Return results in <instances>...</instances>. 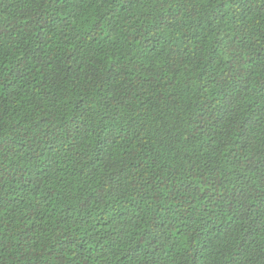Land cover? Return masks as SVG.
<instances>
[{
	"label": "trees",
	"instance_id": "16d2710c",
	"mask_svg": "<svg viewBox=\"0 0 264 264\" xmlns=\"http://www.w3.org/2000/svg\"><path fill=\"white\" fill-rule=\"evenodd\" d=\"M0 85V264H264L262 0H0Z\"/></svg>",
	"mask_w": 264,
	"mask_h": 264
},
{
	"label": "clouds",
	"instance_id": "9594fccd",
	"mask_svg": "<svg viewBox=\"0 0 264 264\" xmlns=\"http://www.w3.org/2000/svg\"><path fill=\"white\" fill-rule=\"evenodd\" d=\"M262 2H264V0H262ZM0 94H3V86L2 85H0Z\"/></svg>",
	"mask_w": 264,
	"mask_h": 264
}]
</instances>
